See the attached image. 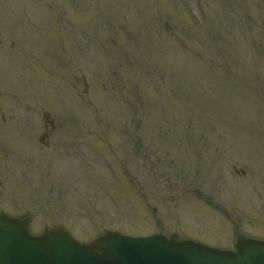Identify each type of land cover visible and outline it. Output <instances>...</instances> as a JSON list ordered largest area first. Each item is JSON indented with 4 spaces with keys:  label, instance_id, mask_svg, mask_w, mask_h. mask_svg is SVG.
<instances>
[{
    "label": "rangeland",
    "instance_id": "obj_1",
    "mask_svg": "<svg viewBox=\"0 0 264 264\" xmlns=\"http://www.w3.org/2000/svg\"><path fill=\"white\" fill-rule=\"evenodd\" d=\"M0 213L264 240V0H0Z\"/></svg>",
    "mask_w": 264,
    "mask_h": 264
},
{
    "label": "water",
    "instance_id": "obj_2",
    "mask_svg": "<svg viewBox=\"0 0 264 264\" xmlns=\"http://www.w3.org/2000/svg\"><path fill=\"white\" fill-rule=\"evenodd\" d=\"M29 218L0 214V264H264V242L239 238L232 252L177 236L105 232L88 244L61 230L30 234Z\"/></svg>",
    "mask_w": 264,
    "mask_h": 264
}]
</instances>
